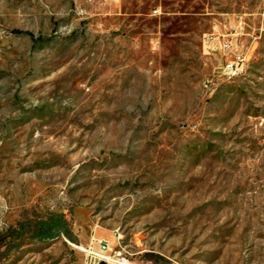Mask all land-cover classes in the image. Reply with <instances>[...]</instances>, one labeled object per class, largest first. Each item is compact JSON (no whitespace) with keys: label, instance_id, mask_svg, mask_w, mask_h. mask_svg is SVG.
Returning a JSON list of instances; mask_svg holds the SVG:
<instances>
[{"label":"rangeland","instance_id":"obj_1","mask_svg":"<svg viewBox=\"0 0 264 264\" xmlns=\"http://www.w3.org/2000/svg\"><path fill=\"white\" fill-rule=\"evenodd\" d=\"M240 17L229 80L202 37ZM92 235L264 264V0H0V264H88Z\"/></svg>","mask_w":264,"mask_h":264},{"label":"built area","instance_id":"obj_2","mask_svg":"<svg viewBox=\"0 0 264 264\" xmlns=\"http://www.w3.org/2000/svg\"><path fill=\"white\" fill-rule=\"evenodd\" d=\"M245 21L242 17L235 18L232 21H217L212 25L209 31L203 33L202 51L205 55L229 57L226 63H222L219 67L221 76L227 79H234L244 75V69L248 68V60L244 52L235 51V46L241 35L244 34ZM97 244L99 251L93 249V245ZM91 260L88 264H122L120 257L121 251H114L110 243L105 238H99L92 235L91 242L84 249Z\"/></svg>","mask_w":264,"mask_h":264},{"label":"bare ground","instance_id":"obj_3","mask_svg":"<svg viewBox=\"0 0 264 264\" xmlns=\"http://www.w3.org/2000/svg\"><path fill=\"white\" fill-rule=\"evenodd\" d=\"M246 71H247V68H246V69H244V74L246 73Z\"/></svg>","mask_w":264,"mask_h":264}]
</instances>
